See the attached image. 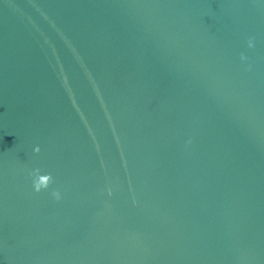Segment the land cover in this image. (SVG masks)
Returning <instances> with one entry per match:
<instances>
[{"label": "water", "instance_id": "95a60500", "mask_svg": "<svg viewBox=\"0 0 264 264\" xmlns=\"http://www.w3.org/2000/svg\"><path fill=\"white\" fill-rule=\"evenodd\" d=\"M0 264H264V0H0Z\"/></svg>", "mask_w": 264, "mask_h": 264}, {"label": "clouds", "instance_id": "9594fccd", "mask_svg": "<svg viewBox=\"0 0 264 264\" xmlns=\"http://www.w3.org/2000/svg\"><path fill=\"white\" fill-rule=\"evenodd\" d=\"M249 46H252L251 41H249ZM35 151L38 153L40 151L39 147L35 149ZM40 170L36 169L32 175L35 177L33 180V186L35 191L39 192L42 189H47L49 185L53 182V178L51 174L46 175H40ZM57 199H59V192H53L52 193Z\"/></svg>", "mask_w": 264, "mask_h": 264}]
</instances>
